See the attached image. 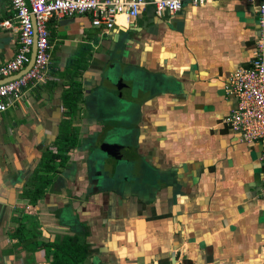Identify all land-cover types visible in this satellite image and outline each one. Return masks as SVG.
I'll return each instance as SVG.
<instances>
[{
  "label": "crops",
  "instance_id": "crops-1",
  "mask_svg": "<svg viewBox=\"0 0 264 264\" xmlns=\"http://www.w3.org/2000/svg\"><path fill=\"white\" fill-rule=\"evenodd\" d=\"M12 14L10 0H0V22ZM257 17V1L211 0L161 16L149 5L109 30L85 14L51 18L47 80L0 112V264H51V251L38 245L65 235L85 238L83 264H264L260 145L226 121L236 100L224 90L250 64ZM17 41V31L0 25V65ZM112 62L178 80L139 108L138 152L156 170L157 185L147 189L142 175L120 188L88 177L86 139L103 126L98 96L112 100L103 79ZM72 82L82 93L66 116L62 93ZM64 119L76 146L57 172L37 171L45 153L57 152ZM35 174L50 181L33 202L26 193L39 184Z\"/></svg>",
  "mask_w": 264,
  "mask_h": 264
},
{
  "label": "built area",
  "instance_id": "built-area-1",
  "mask_svg": "<svg viewBox=\"0 0 264 264\" xmlns=\"http://www.w3.org/2000/svg\"><path fill=\"white\" fill-rule=\"evenodd\" d=\"M211 0H10L13 14L0 25L18 32L17 47L12 58L0 65V79L16 75L30 60L35 46L31 67L16 78L0 84V112L16 105L29 86L47 80L50 63L48 21L51 18L72 15H89L91 24L105 30L117 25L124 16L126 24L151 5L157 16L173 15L184 4L203 6ZM257 1L258 38L248 67L235 69L224 85L228 95L235 98V107L226 118L246 142L260 145V160L264 165V0Z\"/></svg>",
  "mask_w": 264,
  "mask_h": 264
},
{
  "label": "water",
  "instance_id": "water-1",
  "mask_svg": "<svg viewBox=\"0 0 264 264\" xmlns=\"http://www.w3.org/2000/svg\"><path fill=\"white\" fill-rule=\"evenodd\" d=\"M151 9L154 10L152 6ZM34 54L35 46L33 45L30 60L22 72L9 78L0 79V84L25 73L33 63ZM103 79L107 85V94L112 100L108 101L107 97L104 100L105 113L104 115L101 114L100 117L98 116L104 121L99 130L100 138L94 142L96 145L90 150L88 159L91 165L96 160L95 154L97 152L103 158H114L117 163L114 165L116 170L112 175L106 177L105 174L103 176L101 172H98L96 176H93V181L101 185L100 179L106 178L107 181L111 180L117 184L113 187H118L121 180L127 177L138 180V177L142 175L141 186L146 187V189L150 188L154 183H148L145 180L149 165L138 152L139 108L144 102V96L173 91L174 87L178 85V80L168 73L151 72L142 67L113 62L103 71ZM101 92L102 90L98 91V94ZM103 94L106 95V92ZM90 98L93 96H89ZM98 98L100 104L101 97L98 96ZM102 106L99 105V107ZM120 161L124 163H121V166L127 169L126 174L125 172L120 173L122 171V168L118 166ZM100 166L102 167L103 163ZM93 167H96L95 164ZM96 169L101 170V168Z\"/></svg>",
  "mask_w": 264,
  "mask_h": 264
},
{
  "label": "trees",
  "instance_id": "trees-1",
  "mask_svg": "<svg viewBox=\"0 0 264 264\" xmlns=\"http://www.w3.org/2000/svg\"><path fill=\"white\" fill-rule=\"evenodd\" d=\"M86 68L85 65L77 66L76 70L82 71ZM76 75V74H75ZM81 87L79 84L72 82L71 86L64 90L62 93V103L65 107V115L69 116L74 113L77 107V101L81 96ZM88 100H86L87 102ZM75 131L70 128V121L64 119L61 124L60 132L56 140V149L57 152H47L43 156V160L40 162L37 171L46 170L51 172H57L58 167H63L67 162V152L76 146V139L73 137ZM62 151V152H61ZM34 180H38L39 184L34 187V189L29 190L26 195L31 198L33 202L41 198L45 187L49 184L50 178L45 176L34 175L32 177ZM16 236L19 239L20 244L24 245L25 232L22 227L16 229ZM33 240L36 244L35 239ZM38 243V242H37ZM44 246L47 250V256H52L51 264H83L84 258L88 254V243L85 241V238H80L78 235L69 236L65 235L61 238H56L55 240L39 244L38 247ZM35 245L32 249H36Z\"/></svg>",
  "mask_w": 264,
  "mask_h": 264
},
{
  "label": "flooded vegetation",
  "instance_id": "flooded-vegetation-1",
  "mask_svg": "<svg viewBox=\"0 0 264 264\" xmlns=\"http://www.w3.org/2000/svg\"><path fill=\"white\" fill-rule=\"evenodd\" d=\"M99 138H100L99 137V131H95L93 136L91 135L89 137V139H86L87 140V146H88V149H87V160H88L87 161V173H88V177H89V179L91 181L94 180L93 176H96V174L98 172H101V174L104 176V174H103L104 171L102 170V168H106L107 167V170H106L105 173H111V174L114 173V171L116 170V168H114V165L117 163V160H115L114 158H109V157L108 158H103L96 152V150H95V152H96V154H95L96 158L95 159L96 160L91 165L89 164L88 154H89L90 150L95 147L96 143L94 144V142H97L99 140ZM102 159L105 160V161L103 162ZM102 163H103V166L101 167L100 164H102ZM120 163L124 164L122 161H120ZM94 164H95L96 167H93ZM96 168H101V170L96 169ZM128 169H129V167H128ZM108 176H106V177H108ZM120 184L121 183H119V186H118L119 188H120ZM123 187H124V184H123Z\"/></svg>",
  "mask_w": 264,
  "mask_h": 264
},
{
  "label": "rangeland",
  "instance_id": "rangeland-1",
  "mask_svg": "<svg viewBox=\"0 0 264 264\" xmlns=\"http://www.w3.org/2000/svg\"><path fill=\"white\" fill-rule=\"evenodd\" d=\"M106 97H107L106 95H104V96L101 97V101H100V104H99L100 106H102L104 104V99ZM89 110H92V109L89 108ZM118 164H119L118 166H120L122 168V171H120V173L122 174V172L123 173L125 172V174H126L127 169L124 168L123 166H121L122 164L120 162ZM151 168H149V171L147 172V174H145V180L148 183H154V185L156 186L157 185L156 182H155L156 181V170L151 169ZM106 170H107V167L106 168H103V171H104L103 174H105L106 176L112 175L111 173H105ZM115 180H116V178H115ZM100 183L102 185H104L105 187H113L114 185L117 186V184L114 181H111V180L107 181L106 178L100 179ZM121 184H124V181H121Z\"/></svg>",
  "mask_w": 264,
  "mask_h": 264
}]
</instances>
